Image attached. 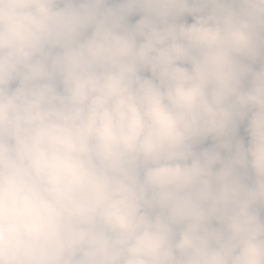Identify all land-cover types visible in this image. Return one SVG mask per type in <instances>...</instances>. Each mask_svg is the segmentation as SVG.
<instances>
[{
    "label": "clouds",
    "instance_id": "1",
    "mask_svg": "<svg viewBox=\"0 0 264 264\" xmlns=\"http://www.w3.org/2000/svg\"><path fill=\"white\" fill-rule=\"evenodd\" d=\"M0 264H264V0H0Z\"/></svg>",
    "mask_w": 264,
    "mask_h": 264
},
{
    "label": "rangeland",
    "instance_id": "2",
    "mask_svg": "<svg viewBox=\"0 0 264 264\" xmlns=\"http://www.w3.org/2000/svg\"><path fill=\"white\" fill-rule=\"evenodd\" d=\"M132 19V22H135V20L139 19V16H134L131 18ZM187 22L191 23L192 22V18L191 17H187ZM257 68H258V65H257ZM240 135L243 136L244 138V141H245V144L247 143V134L243 131V127H241L240 129ZM214 146V141L212 140V138H208V140L204 141L203 144L199 145L198 146V150H201V149H204V148H210V147H213ZM222 151V155H227V152H224L223 150Z\"/></svg>",
    "mask_w": 264,
    "mask_h": 264
}]
</instances>
